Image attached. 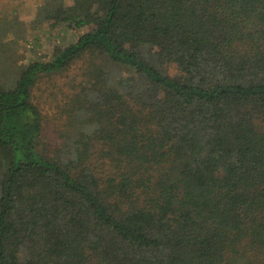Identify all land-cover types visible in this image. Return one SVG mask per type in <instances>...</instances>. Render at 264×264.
Returning <instances> with one entry per match:
<instances>
[{
  "label": "trees",
  "instance_id": "1",
  "mask_svg": "<svg viewBox=\"0 0 264 264\" xmlns=\"http://www.w3.org/2000/svg\"><path fill=\"white\" fill-rule=\"evenodd\" d=\"M33 23L73 34L0 68V264H264V0H40ZM76 64L50 149L34 90Z\"/></svg>",
  "mask_w": 264,
  "mask_h": 264
},
{
  "label": "rangeland",
  "instance_id": "2",
  "mask_svg": "<svg viewBox=\"0 0 264 264\" xmlns=\"http://www.w3.org/2000/svg\"><path fill=\"white\" fill-rule=\"evenodd\" d=\"M40 0H0V24L21 22L17 31L9 30L3 36L6 50L0 51V68L8 70L14 65L29 62L34 58L49 54L53 46L72 38V32L50 29L48 26L34 27L36 6ZM18 36H21L18 38ZM4 51V50H3ZM74 65L72 69L60 74L43 77L34 90L35 100L41 106L45 116L43 146L52 149L59 138L58 126L62 128L63 107L69 100L71 85L81 79L82 66ZM174 72L173 68H169ZM10 81V80H8Z\"/></svg>",
  "mask_w": 264,
  "mask_h": 264
}]
</instances>
